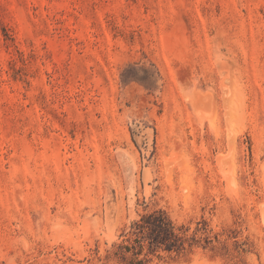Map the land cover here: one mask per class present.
Segmentation results:
<instances>
[{
    "label": "rangeland",
    "instance_id": "rangeland-1",
    "mask_svg": "<svg viewBox=\"0 0 264 264\" xmlns=\"http://www.w3.org/2000/svg\"><path fill=\"white\" fill-rule=\"evenodd\" d=\"M159 208L208 245L158 264H264V0H0V264Z\"/></svg>",
    "mask_w": 264,
    "mask_h": 264
},
{
    "label": "trees",
    "instance_id": "trees-1",
    "mask_svg": "<svg viewBox=\"0 0 264 264\" xmlns=\"http://www.w3.org/2000/svg\"><path fill=\"white\" fill-rule=\"evenodd\" d=\"M201 222L204 226L198 229L205 230L206 221ZM187 231V227L176 223L164 209L147 210L130 223L105 258L119 264H158L164 258L190 252L201 240L203 246L208 245V236L196 237Z\"/></svg>",
    "mask_w": 264,
    "mask_h": 264
},
{
    "label": "bare ground",
    "instance_id": "bare-ground-1",
    "mask_svg": "<svg viewBox=\"0 0 264 264\" xmlns=\"http://www.w3.org/2000/svg\"><path fill=\"white\" fill-rule=\"evenodd\" d=\"M197 97V96H196ZM212 98V97H211ZM198 99H200V97L198 98ZM201 115V114H200ZM199 116V115H198Z\"/></svg>",
    "mask_w": 264,
    "mask_h": 264
}]
</instances>
